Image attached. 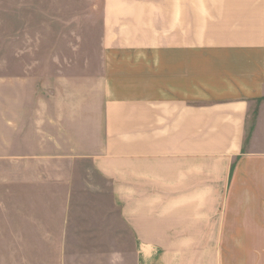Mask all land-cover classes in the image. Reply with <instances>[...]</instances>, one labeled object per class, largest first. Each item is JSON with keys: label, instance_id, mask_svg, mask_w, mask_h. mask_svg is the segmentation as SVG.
I'll return each mask as SVG.
<instances>
[{"label": "crops", "instance_id": "1", "mask_svg": "<svg viewBox=\"0 0 264 264\" xmlns=\"http://www.w3.org/2000/svg\"><path fill=\"white\" fill-rule=\"evenodd\" d=\"M93 6L83 73L1 79V160L37 168L45 208L62 200L60 244L77 222L124 231L135 264L264 245V0Z\"/></svg>", "mask_w": 264, "mask_h": 264}, {"label": "rangeland", "instance_id": "2", "mask_svg": "<svg viewBox=\"0 0 264 264\" xmlns=\"http://www.w3.org/2000/svg\"><path fill=\"white\" fill-rule=\"evenodd\" d=\"M94 1L0 0V264H135L133 248L124 245V231L117 233L115 245L105 237L110 236L108 228L85 230L83 224L77 231L76 222L70 245L62 246V200L55 198L45 208L43 199L31 198L46 190L44 183L30 182L38 176L37 168L1 160V79L83 73L98 48ZM8 93H14L13 86L2 89ZM256 234L252 242L264 243V231ZM214 257L213 264H264V245L214 248Z\"/></svg>", "mask_w": 264, "mask_h": 264}]
</instances>
